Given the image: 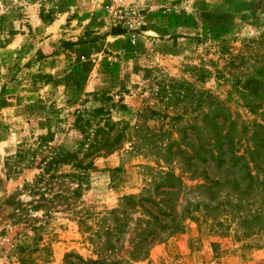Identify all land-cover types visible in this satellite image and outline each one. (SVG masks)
Returning a JSON list of instances; mask_svg holds the SVG:
<instances>
[{"label":"rangeland","instance_id":"obj_1","mask_svg":"<svg viewBox=\"0 0 264 264\" xmlns=\"http://www.w3.org/2000/svg\"><path fill=\"white\" fill-rule=\"evenodd\" d=\"M259 2L0 0V264H264V169H215L193 150L214 107L261 123L243 89L264 88ZM101 92L118 150L89 169L43 175L39 156L8 172L46 133L75 149L76 111ZM215 177L217 198L204 189ZM234 185L240 200L224 195Z\"/></svg>","mask_w":264,"mask_h":264},{"label":"trees","instance_id":"obj_2","mask_svg":"<svg viewBox=\"0 0 264 264\" xmlns=\"http://www.w3.org/2000/svg\"><path fill=\"white\" fill-rule=\"evenodd\" d=\"M258 2L260 8L257 12L264 15V0H258ZM6 34L9 35L11 32ZM2 43H7V40H3ZM256 73L260 76L259 79H264V69H258ZM249 84L253 87L248 91L249 96L251 98L255 96L258 102L253 99L246 100L251 111L256 112V110L261 108L259 112L261 123L237 127L234 122L227 121L220 115L219 108L214 107L212 110L214 112L203 114L204 118H209L208 123L203 125L205 134L202 133V127L196 128L197 139L193 149L196 161L203 163L206 161L203 156H206L215 169H264V125L262 124L264 123V95L263 91H261L264 88L261 81L247 79L243 84V89L246 90ZM259 85H261V89H259ZM96 102L98 105H92L83 111H76L72 126L79 133L80 141L75 149L48 146V143L52 142L53 139L52 134L46 133L36 138V146H26L23 143L18 147L17 153L6 158L4 164L8 172L18 171L20 167H31L39 156L40 159L37 162V167H35L38 168V166L42 165L40 168L43 171V175L50 174L51 169L62 165L71 166L74 169H89L92 168V163L90 160L84 163L85 159L92 160L94 157L109 155L118 150L123 142V133L121 129H118V123L111 121L109 113L115 104L111 103V99L102 92L91 94L90 103L96 104ZM103 102L106 105H103ZM108 102H110L109 105H107ZM117 108L123 109L124 105H117ZM218 118L219 121H216ZM171 144L174 143L172 142ZM64 176L78 177L79 175L71 173ZM245 176L250 181L257 179L256 174L252 172L245 174ZM219 181L220 177H215V180L211 181V185L204 188L214 195L213 198H217V194H220L221 186ZM196 187L202 188L204 186L197 185ZM237 188V185H234L225 191L224 195L226 198L240 200L241 191ZM122 201L131 203L134 198L124 197ZM144 201V199L138 198L136 202ZM160 202L162 203L163 200L160 199ZM161 212L164 211L161 210ZM142 255L144 253L136 256ZM69 256H65V264H74L68 260Z\"/></svg>","mask_w":264,"mask_h":264}]
</instances>
